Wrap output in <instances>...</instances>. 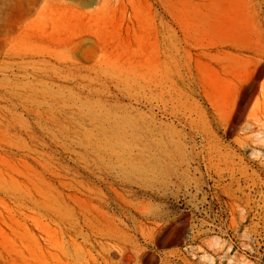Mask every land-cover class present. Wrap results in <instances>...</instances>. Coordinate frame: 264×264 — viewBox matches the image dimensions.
Returning a JSON list of instances; mask_svg holds the SVG:
<instances>
[{
    "label": "rangeland",
    "instance_id": "rangeland-1",
    "mask_svg": "<svg viewBox=\"0 0 264 264\" xmlns=\"http://www.w3.org/2000/svg\"><path fill=\"white\" fill-rule=\"evenodd\" d=\"M80 1L0 0V234L1 216L21 221L31 196L73 217L65 203L77 195L99 206L102 245L56 234L45 264H126L110 256L116 239L130 264H264V123L246 127L243 114L236 125L231 83L217 110L189 74L170 14L196 22L191 9L149 0L165 50L155 66L98 65L92 45L47 37L57 7ZM250 3L264 33V0ZM223 12L218 33L196 34L200 46L228 39ZM263 81L264 66L243 86L248 112H260Z\"/></svg>",
    "mask_w": 264,
    "mask_h": 264
},
{
    "label": "bare ground",
    "instance_id": "bare-ground-1",
    "mask_svg": "<svg viewBox=\"0 0 264 264\" xmlns=\"http://www.w3.org/2000/svg\"><path fill=\"white\" fill-rule=\"evenodd\" d=\"M180 1L191 9L196 21L180 20L170 14L171 24L175 26L172 34L175 37L178 34L182 37L180 39L176 37L177 50L183 51L184 63L189 74L198 81L208 101L217 110L222 109L224 100L222 92L229 82L231 83L235 95L236 125L243 114L246 127L253 121L264 123V81L259 86L257 99L261 100L260 112L258 108L253 107L248 112L254 93L243 91V86L249 84L264 66L261 59L264 54V33L255 20L258 14L250 0ZM31 5L34 3L31 2ZM80 7L92 10L84 12ZM227 8L232 10L230 20L232 26L228 39L224 38L219 44L200 46L196 34L199 31L206 36L218 33L220 31L218 27L224 20L220 18ZM205 15V24H200ZM155 16L149 0H81L75 6L57 7L51 18L47 37L54 42H62L65 46L70 45L74 51H78L85 43L92 45V58L98 65L107 63L109 59L117 63L123 61V65L128 66L135 64L155 66L165 51L162 48L158 25L154 22ZM27 18L28 16L21 21L25 22ZM63 35L70 36L65 39ZM19 58L24 59V56L20 55ZM256 83L259 84L258 81ZM62 187L65 188L63 185ZM67 197L69 201L65 203L66 207L73 206L78 209V215L60 216L45 202L31 196L24 201L25 211L21 221L9 211L5 216H1L7 229L1 231L3 234H0V245L4 247L8 243L14 248V251L6 253L7 264H45V257L56 234L63 239L71 240L74 235H82L83 231H86L90 234L88 237L83 235L86 240L93 238L102 245L103 230L99 227L98 221L103 215L99 206L77 195ZM52 224H56L58 230L53 229ZM109 248L111 257L121 255L126 264L134 262L131 249L123 246L118 239Z\"/></svg>",
    "mask_w": 264,
    "mask_h": 264
}]
</instances>
